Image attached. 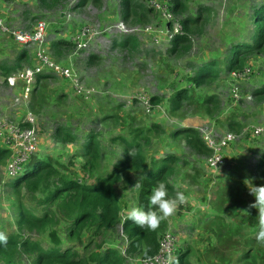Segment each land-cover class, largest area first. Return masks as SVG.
Instances as JSON below:
<instances>
[{"label": "rangeland", "instance_id": "374dc122", "mask_svg": "<svg viewBox=\"0 0 264 264\" xmlns=\"http://www.w3.org/2000/svg\"><path fill=\"white\" fill-rule=\"evenodd\" d=\"M78 1L67 0L60 6L48 8L40 5L37 0H0L1 18L6 27L25 30H30L38 20H44L47 24L48 46L56 39L71 42L76 32L86 25L97 31L112 28L104 31L95 43L78 55H73L71 49L69 54L60 60L52 57L57 62L62 61L73 66L83 83L95 88L98 93L91 100L84 101L74 97L64 82L52 77L42 91V98L35 96L36 101L33 105L35 111H32L31 101L27 107L18 106L21 103L14 102L18 91L10 89L0 76V120L18 122L30 112L35 118L39 140L37 155H52L65 165L69 158H74L76 167H80L83 158L72 155L79 153L81 142L87 133H97L102 150L97 175L107 173L121 156V145L112 142V139L128 135L133 128L150 129L151 144L145 148V169L149 168L151 158L159 159L165 154L178 155L184 161L175 166V174L170 179L176 191H182L188 197V202L167 219V228L175 232L179 238L177 250L189 247V261L192 264H229L228 261H233L239 256L246 245L235 243L231 247H226V236H223V242H216L213 233L208 232L207 228L211 225L212 217L218 215L215 196L220 186L226 190L241 186L246 189L247 194L240 196L243 203L236 210L244 209L245 203L254 201L253 198H248L249 191L243 181L255 180L253 164L259 151L264 150V135L254 138L246 129L260 124L264 118V101L251 96L252 91L264 85V56L253 57L249 61L251 73L239 83L241 94L239 103L232 104L230 87L235 82L229 74L225 75L222 72L214 84L199 90V94H213L220 100L219 110L212 111L211 115H207L204 108L196 110L190 106L179 116L174 117L169 114L167 104L169 96L175 90L188 87L187 78L193 75V69L197 64L210 60L223 61L230 45L251 42V36L255 31L250 20L252 9L264 4V0H189L192 16L196 15L197 11L199 13L201 7L211 11L201 13L198 21L199 30L190 37L191 49L177 56L166 52L169 46H166L163 29L165 21L162 15H151L145 25H132L120 19L118 0H101L98 7L89 4L85 8L72 10ZM138 1L148 7L150 0ZM163 1L165 4L166 0ZM120 22L131 30L143 29L147 25L155 29L148 35H143V32L132 33L140 39V46L137 52L130 55L120 48H110L113 39L121 35L113 28ZM153 38L158 42L154 44ZM20 50H26L28 53L24 68L29 67V64L31 66L33 59L30 48L16 44L9 35L0 32V63L12 62ZM92 52L99 56L100 61L92 67H87L86 55ZM61 93L65 94V98L59 100L58 96ZM139 93L148 98L159 97L162 103L152 105L151 111L147 113L134 99ZM247 97L252 98L249 100ZM107 115L111 118L103 120ZM113 115H116V118ZM230 121H237L235 122L237 127L229 129ZM57 125L71 129L78 138L77 142L71 144L54 142L52 135ZM152 125L157 126L162 132L154 134ZM201 126L212 127L220 134L231 132L239 137L224 150L223 165L217 168L219 173L217 169L211 170L206 166V157L193 155L183 140L172 139L169 136L177 128L196 129ZM145 169L139 174L131 175L128 190L123 191L119 185L114 186V192L124 207L123 210L136 207L137 190L131 187L136 177L143 176ZM7 179L3 166L0 169V232L9 236L17 234L15 215L18 199L5 187ZM21 199L27 208L41 214L42 206L35 200L24 195ZM232 201H235V197ZM220 215L225 217V214ZM232 215H235V218L227 216L225 222L243 227L240 222L242 214L233 212ZM65 226L60 223L57 230L63 241L62 246L71 244L66 241ZM51 230H54V227H48L40 233H24L23 237L40 243L43 248H48L53 244L49 236ZM240 232H245V229ZM99 242L98 239L95 245L100 244ZM106 244L112 247L124 245L122 237L115 235H111ZM80 249L81 247H78V250ZM21 262L31 264V258L23 256Z\"/></svg>", "mask_w": 264, "mask_h": 264}, {"label": "trees", "instance_id": "16d2710c", "mask_svg": "<svg viewBox=\"0 0 264 264\" xmlns=\"http://www.w3.org/2000/svg\"><path fill=\"white\" fill-rule=\"evenodd\" d=\"M37 1L40 5L50 8L60 6L67 0ZM86 1L79 0L71 9L82 8ZM92 2L100 6V0H92ZM118 2L119 17L125 23L145 25L149 22L150 16L155 14L151 8L138 0H118ZM166 3L172 13L173 21L179 23L183 31L182 35H177L169 41L166 52L173 56L187 53L191 49L190 37L199 30L198 21L202 16L201 13L211 10L201 7L200 12L197 11V14L192 16L189 0H166ZM250 20L255 27L251 42L230 45L223 61L210 60L197 64L193 69V75L187 78L188 87L177 89L169 96L167 106L171 116H179L186 107L190 106L196 110L204 108L207 115L219 110L221 105L219 98L213 94H199V90L214 84L222 72L228 75L232 71L250 65L249 61L253 57L264 56V4L253 7ZM167 24L171 25V23ZM139 44L140 41L134 35H120L113 39L112 46L126 50L131 55L137 52ZM48 48L51 56L60 60L69 54L73 47L66 39H56ZM27 54L26 50H20L12 62L0 63V76L5 83L11 74L24 69ZM99 61L98 56L89 55L86 58V65H93ZM52 77L54 76L50 74L36 76L31 93L32 111H35L33 106L36 101L35 96L42 98V91ZM251 96L264 101V85L252 91ZM62 98L64 93L58 96L59 100ZM150 103L158 105L162 103V99L153 96L150 98ZM113 116L116 118V115ZM110 118L107 115L103 120ZM235 122L237 121H230L228 128L232 130L237 127ZM150 131L137 127L126 136L112 139V142L121 145L122 151L120 158L105 174H96L102 150L95 132L87 133L81 142L79 153L72 155L83 158L80 167H76L74 158H69V162L65 165L52 155H37V150V153L24 165L22 172L16 177L8 178L5 183V187L18 199L15 215L17 234L7 236L6 245L0 243V264H22L23 256L30 257L31 264H127V257L142 255L145 245L150 247L149 254L153 256L158 251V239L167 228V220L162 221L154 231L141 228L130 220L126 221L123 215L126 210H123L124 207L121 206L114 192L116 185H119L123 191L128 190L131 175L139 174L145 169V148L151 144ZM152 131L154 134H158V131L162 132L157 126H154ZM169 136L172 139L183 140L184 145L193 155L207 157L210 153L193 127L177 128ZM52 138L54 142L63 144L75 143L78 140L71 129L64 125H57ZM130 150L135 152L133 157L128 155ZM259 152L253 164L255 180L252 183L255 186L264 185V150ZM10 156L11 150L0 140V169L6 166ZM180 163L184 161L172 153L165 154L159 159L151 158L149 168L145 169L143 174L147 179L143 181V188L137 191L136 207H147L150 188L157 181L166 184L169 196L174 195L176 189L170 179L175 174V166ZM121 176L123 180H120ZM234 189L226 190L221 186L217 189L215 200L218 215L212 217L207 231L213 233L216 242H223V236H226V247H231L235 243L246 245L239 256L233 261H228L229 264H264V245L255 240L257 211L250 209V215L240 217L243 227L236 223L225 222L227 216L235 218L232 213L236 212V208L243 203L240 201V196L247 194L243 186ZM23 195L29 196L42 206L41 214L24 205L21 199ZM234 197L235 201H232ZM250 197L253 198L249 194L248 198ZM245 204L247 206L249 203ZM219 213L225 214V217H221ZM60 223L62 226L66 225L64 227L66 241L71 244L62 246L63 241L57 233ZM48 227H54L49 233L53 244L48 248H43L40 243L23 237L24 233H40ZM244 229L245 232H240ZM111 235L122 237L124 245L119 247L107 245L106 240ZM98 239L100 244L95 245ZM78 247L81 249L78 250ZM189 252V247L177 250L178 264H192L189 261Z\"/></svg>", "mask_w": 264, "mask_h": 264}, {"label": "built area", "instance_id": "2783aa9c", "mask_svg": "<svg viewBox=\"0 0 264 264\" xmlns=\"http://www.w3.org/2000/svg\"><path fill=\"white\" fill-rule=\"evenodd\" d=\"M148 7L151 8L156 15H162L165 21L163 28L166 40V46H169V41L177 35H182V26L173 21L172 13L169 10L168 4L163 0H150ZM167 23H171L169 26ZM119 33L134 35L132 33L143 32V35L153 33L155 27L145 26L143 29L131 30L120 22L113 27ZM112 29V28H111ZM111 29L104 30L109 31ZM47 24L44 20H38L30 30L25 29H12L6 27L0 13V32L9 35L13 41L27 48L32 52L33 64L30 67L24 68L16 73L11 74L6 79L8 87L12 90L18 91L14 102H20L21 105L27 107L31 101V93L35 84L37 75L50 74L59 79L67 82L73 95L84 101L91 100L97 90L93 87H88L83 83L80 75L77 74L73 66L65 62L55 61L48 48L46 41ZM104 31H97L89 25L83 26L76 32V35L71 40L73 55H78L84 52L91 44L95 43L99 36ZM166 32V34H165ZM160 34V33H159ZM158 40L153 38V43ZM167 49V48H166ZM251 68L247 65L241 70L232 71L229 77L235 82L230 87V100L232 104L241 101L239 83L248 77L251 73ZM249 100L252 97H247ZM134 99L149 113L152 109L150 98L142 94H137ZM28 113V114H27ZM25 117L18 122L7 121L6 119L0 120V140L5 146L11 150V156L5 166V174L7 178H13L19 175L24 165L30 158L37 153L39 140L36 132L35 118L32 117L30 112H27ZM21 125H26L21 126ZM202 142L209 149L210 153L206 157L205 164L211 169L223 165L224 156L223 152L226 148L236 142L239 137L231 132L220 134L212 127L201 126L196 128ZM254 138L264 135V118L263 121L249 129ZM222 158V159H221ZM221 159L214 167L216 160ZM178 236L170 228H167L158 239V251L153 255L158 258V264H164V261L169 255L176 258L178 247Z\"/></svg>", "mask_w": 264, "mask_h": 264}, {"label": "clouds", "instance_id": "9594fccd", "mask_svg": "<svg viewBox=\"0 0 264 264\" xmlns=\"http://www.w3.org/2000/svg\"><path fill=\"white\" fill-rule=\"evenodd\" d=\"M128 155L133 157L134 151H129ZM222 159V158H221ZM221 159H218L214 163L216 164ZM217 169V168H216ZM218 173H219V169ZM147 179V176L136 177L134 185L131 189L137 191L143 188V181ZM123 180V177H120ZM243 184L247 187L249 194L254 198V202L249 203L246 208L238 209L236 212L248 216L249 210L255 209L257 215V229L255 240L257 243L264 245V185L255 186L250 179H245ZM188 202V197L184 192L177 190L174 195L169 196L166 184L163 181H157L151 186L149 195L147 197V207H131L123 213L125 220H130L141 228L148 230H156L160 223L173 216L177 209L185 205ZM0 243L7 244V236L0 232ZM151 249L145 245L140 256H128L127 264H158V258L150 255ZM164 264H178L177 258L169 255L164 261Z\"/></svg>", "mask_w": 264, "mask_h": 264}, {"label": "crops", "instance_id": "0c3cea01", "mask_svg": "<svg viewBox=\"0 0 264 264\" xmlns=\"http://www.w3.org/2000/svg\"><path fill=\"white\" fill-rule=\"evenodd\" d=\"M100 2H101V0H100ZM89 4H91L92 6H94V7H98V6H96V5H94V3L92 2V0H87L86 2H85V4H84V6L82 7V8H85L87 5H89ZM81 9V8H80ZM74 10V9H73ZM77 10H79V9H77ZM74 11H76V10H74ZM62 15V14H61ZM119 34H123V33H119ZM127 35H129V34H127ZM135 36V35H134ZM139 41H140V39H138ZM110 48H114V49H117V48H119V47H110ZM124 51H126V50H124ZM127 52V51H126ZM152 52H155L154 50H152ZM89 55H96L95 54V52H92V53H89V54H87L86 55V58L89 56ZM96 56H98V55H96ZM99 57V56H98ZM92 66H94V64L93 65H87V67H92ZM55 77V76H54ZM56 78H58V77H56ZM59 79V78H58ZM62 82H64L65 84H66V88H67V90L68 91H70L71 92V94H73L72 93V91H71V89H70V87H69V85L67 84V82L66 81H64V80H62V79H60ZM61 94H63V93H61ZM60 94V95H61ZM65 95V94H64ZM74 96V95H73ZM75 97V96H74ZM65 98V97H64ZM38 146H39V144H38Z\"/></svg>", "mask_w": 264, "mask_h": 264}]
</instances>
